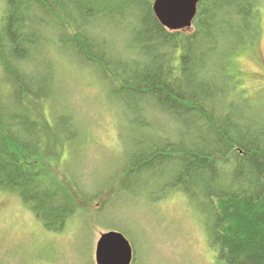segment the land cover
I'll return each mask as SVG.
<instances>
[{"label": "trees", "instance_id": "trees-1", "mask_svg": "<svg viewBox=\"0 0 264 264\" xmlns=\"http://www.w3.org/2000/svg\"><path fill=\"white\" fill-rule=\"evenodd\" d=\"M153 2L0 0V192L60 232L94 195L154 189L193 207L215 264H264V112L234 93L230 71L256 45L262 0H200L179 30ZM74 67L93 72L129 132L92 196L50 167L51 143L77 137L64 106Z\"/></svg>", "mask_w": 264, "mask_h": 264}, {"label": "rangeland", "instance_id": "rangeland-1", "mask_svg": "<svg viewBox=\"0 0 264 264\" xmlns=\"http://www.w3.org/2000/svg\"><path fill=\"white\" fill-rule=\"evenodd\" d=\"M261 8L256 45L234 56L230 71L237 70L234 93L245 89L247 105L264 112V0ZM79 68H73L79 75L63 79L66 105L62 101L79 123L78 127L73 122L77 137L65 147L58 140L51 143L50 167L69 181L79 182L84 193L92 196L98 186L105 190L113 172L120 168L129 132L122 109L107 106L108 94L93 72ZM50 108L41 107L42 115L48 117ZM160 121L166 124V118ZM122 193L94 195L92 206L78 210L64 230L53 232L45 229L16 195L0 192V264H95L96 240L107 230L119 231L127 238L135 264H215L198 225L200 219L186 199L175 196L157 201L154 189Z\"/></svg>", "mask_w": 264, "mask_h": 264}, {"label": "water", "instance_id": "water-1", "mask_svg": "<svg viewBox=\"0 0 264 264\" xmlns=\"http://www.w3.org/2000/svg\"><path fill=\"white\" fill-rule=\"evenodd\" d=\"M200 0H154L153 11L162 25L169 30L191 26ZM133 250L130 242L119 231L100 233L95 243V264H131Z\"/></svg>", "mask_w": 264, "mask_h": 264}]
</instances>
